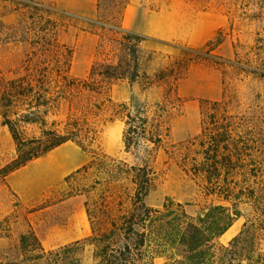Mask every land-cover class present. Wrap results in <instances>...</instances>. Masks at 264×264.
Here are the masks:
<instances>
[{
    "label": "trees",
    "instance_id": "obj_1",
    "mask_svg": "<svg viewBox=\"0 0 264 264\" xmlns=\"http://www.w3.org/2000/svg\"><path fill=\"white\" fill-rule=\"evenodd\" d=\"M2 1L24 10L20 34L15 29L12 33L28 50L22 70L0 78V119L15 145V157L0 167V179L65 143L76 144L89 160L66 176L68 190L62 199L85 196L90 234L45 249L29 229L21 235L20 258L0 257V264H82L86 245L92 248V264H264L259 246L264 239V112L237 110L236 99L224 91L221 99L202 102L200 132L175 142L172 119L183 102L177 91L179 77L166 80L168 74L162 71L152 79L140 73L138 46L146 36L122 33L117 41L124 56L98 59L88 77L79 78L70 73L73 49L59 38L63 23L55 1ZM127 4L97 0V11L100 16L107 10L121 15ZM184 53L178 63L183 68L195 58L212 57L209 50L185 48ZM236 65L245 73L264 76L263 69ZM123 79L131 87L141 84L143 92L164 82L168 88L154 102L135 96L114 102L110 88ZM62 102L67 103L65 119H52ZM108 110L111 119L123 124L124 157L109 155L100 145V122ZM162 152L200 180L203 203L197 213L170 199L160 207L147 203L157 180L155 161ZM242 203L251 207L252 217L227 243L220 242L242 215Z\"/></svg>",
    "mask_w": 264,
    "mask_h": 264
},
{
    "label": "rangeland",
    "instance_id": "obj_2",
    "mask_svg": "<svg viewBox=\"0 0 264 264\" xmlns=\"http://www.w3.org/2000/svg\"><path fill=\"white\" fill-rule=\"evenodd\" d=\"M54 1L60 10L57 18L63 23L59 38L73 49L70 73L75 77H88L98 59L117 60L124 56L125 51L117 41L122 33L147 37L138 46L140 73L145 72L152 79L162 71L166 72L164 76L168 74L166 80L179 77L177 91L183 102L172 119L175 142L200 132L202 102L219 100L224 91L236 99L237 110L264 112V76L245 73L236 65L239 62L242 66L264 70V0H128L121 15L107 10L101 16L97 0H66V9L62 7L65 0ZM90 4L94 14H82ZM25 20L24 10L0 0V78L14 77L22 70L28 47L14 40L20 36L12 30L20 34ZM102 23L119 26L122 31L103 28ZM100 43L102 47L98 51ZM185 48L204 53L209 50L212 57L195 58L183 68L178 63L186 56ZM188 55L197 56V53L188 52ZM167 88L164 82L143 92L141 84L131 87L127 79H123L110 88L109 95L114 102L127 101L131 96L154 102ZM66 113L67 103L62 102L59 113L52 119L63 121ZM100 130L104 152L124 157L123 124L111 119L109 110L102 117ZM14 157V142L0 119V167ZM88 160L85 152L68 142L57 151L27 163L4 180L0 179L2 259L20 258L21 235L27 234L29 229L45 249L82 240L90 234L85 196L62 199L68 190L66 176ZM155 168L157 180L147 203L160 207L170 199L184 204L190 214L197 213L203 203L200 180L186 174L163 152L158 155ZM239 209L242 215L220 242L227 243L252 217L248 204H240ZM3 228L7 230L2 231ZM259 246L264 250V239L259 241ZM81 257L82 264H92V248L86 245ZM156 264L163 261L157 260Z\"/></svg>",
    "mask_w": 264,
    "mask_h": 264
},
{
    "label": "crops",
    "instance_id": "obj_3",
    "mask_svg": "<svg viewBox=\"0 0 264 264\" xmlns=\"http://www.w3.org/2000/svg\"><path fill=\"white\" fill-rule=\"evenodd\" d=\"M85 3V2H84ZM87 5V4H86ZM62 7L64 8V9H66V0H65V2L64 3H62ZM82 14H84V15H88V16H91V15H93L94 14V7H93V5H91L90 4V6H88V10H86V11H84V12H81ZM66 144V143H65ZM64 145V144H63ZM63 145H61V146H59L58 148H56V149H54V150H52L51 152H53V151H57L58 149H60ZM50 153V152H49ZM69 169V168H68Z\"/></svg>",
    "mask_w": 264,
    "mask_h": 264
}]
</instances>
